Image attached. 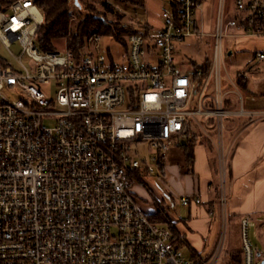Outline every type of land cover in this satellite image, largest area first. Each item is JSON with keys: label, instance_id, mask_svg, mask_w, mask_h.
<instances>
[{"label": "built area", "instance_id": "obj_1", "mask_svg": "<svg viewBox=\"0 0 264 264\" xmlns=\"http://www.w3.org/2000/svg\"><path fill=\"white\" fill-rule=\"evenodd\" d=\"M110 2L114 17L103 20L123 32L107 34L124 46L121 61L94 27L76 52L65 37L62 49L41 50V8L33 0H0V42L17 61L0 55V264H193L169 228L139 206L131 184L136 169L164 179L169 144L196 116L213 119L225 230L221 138L226 118L247 111L226 106L237 88L224 54L231 39L264 37V0H218L212 31L198 16L204 0H177L174 12L162 11L159 29L143 6ZM202 35L212 37L207 71L190 60L180 66L178 44ZM15 40L19 53L11 49ZM22 55L34 64H23ZM50 82L54 97L41 87ZM47 118L54 122L44 124ZM251 225L257 236L256 219L240 217L242 264H254ZM259 230L264 240V223ZM222 240L199 264H217Z\"/></svg>", "mask_w": 264, "mask_h": 264}, {"label": "crops", "instance_id": "obj_2", "mask_svg": "<svg viewBox=\"0 0 264 264\" xmlns=\"http://www.w3.org/2000/svg\"><path fill=\"white\" fill-rule=\"evenodd\" d=\"M238 40L240 43L236 48L244 56V65L235 72H240V84L237 82L238 76L234 75L237 93H227L226 106L236 108L240 104V108L247 113L229 116L225 120V143L229 152L225 208L228 215L234 216L233 219L247 214L256 221H264V59L255 57L256 52H264V39L242 37ZM232 50L233 47L228 51L232 53ZM230 88L227 83L226 89ZM203 144L194 146L191 170L186 171L185 168L177 178H170L173 183L170 188L180 204L181 195L200 197V203L191 201L182 204L187 207L185 216L173 213L172 216L178 219L177 229L188 243L203 257H207L212 252H205V248L214 217L221 226L222 220L218 197L215 203L210 204L212 181L216 177L215 157H207ZM211 241L216 243V238L212 236Z\"/></svg>", "mask_w": 264, "mask_h": 264}, {"label": "rangeland", "instance_id": "obj_3", "mask_svg": "<svg viewBox=\"0 0 264 264\" xmlns=\"http://www.w3.org/2000/svg\"><path fill=\"white\" fill-rule=\"evenodd\" d=\"M91 1L93 2V4L95 3L96 5H100L101 0H91ZM105 1L107 2L108 4L107 7L109 8L107 17L113 19L114 16L113 17L111 16V14L113 13V9H112L113 7L110 2L112 0H105ZM170 1L171 0H143V4H144L143 7L147 11L149 23L153 26L154 29L161 28L162 25L161 13L163 10H169ZM217 1L218 0H205L203 3L204 13L202 16L198 14L202 22L207 21L205 28L208 31H212L214 28L213 16L217 5ZM71 11H72V17L69 21V26L73 25L75 21H77V19L79 18V12L74 7H72ZM123 15L124 14L122 13H118L117 17L118 18L121 17L122 19ZM249 38L264 39V37H249ZM54 43L55 46L59 49H62L64 47V39H57ZM100 43L103 46V48L110 47L113 50V54L116 60L118 61L122 60V54L125 51V48L122 44L118 43L111 36H107V35L101 38ZM230 43L233 45L232 53L228 54L226 52L224 54V59L229 74L231 75V77H234L235 72L240 71V68H242L244 65V58H243L244 56H242L243 54H241V52L238 51L236 48V45L240 43V40L233 41L231 39ZM211 47H212V37L210 38L209 36H204V35L199 37H188L178 44L176 50V58L179 62H181L180 66L182 67H184V64L182 63L187 62L188 60L190 61L194 60L197 63H202L204 62L205 58L210 55ZM11 49L14 53L20 52V45L17 40L11 42ZM0 55L6 57L7 59H11L13 64H17V61L13 60L12 57H10L9 53L7 52V50L5 49L4 45L1 42H0ZM21 61L23 64L28 66H32L34 64L33 60L27 57L26 55L21 56ZM41 87L44 89V91H46L49 94L50 97H54L55 87L53 82H50L49 84L46 85H41ZM17 91L19 92V89H17ZM53 122L54 120L51 118H47L43 120L44 124H52ZM212 122L213 119L205 118L204 116H196L195 118H191L189 121V127L197 133L196 145L199 146L200 144L204 143L203 145H205L207 151L206 155L209 159L211 158L213 159L214 157H216V153H217L216 150L217 147L215 146V139L213 140L216 131L214 124ZM225 128H226V124L224 125L223 128L224 129L223 137L221 138L220 136V138L223 140L224 143L223 146L225 150L226 163L228 165L229 152L227 151L226 143H225L226 140ZM182 140L183 137L180 139H176L171 144H169L167 154L164 158V169H163L164 179H159L156 174L144 173L142 175V178L145 184L143 186H140L138 184L133 185V189L138 193V198H139L138 203L141 207L147 208L148 206L151 207L153 205V200L152 197L150 196V194L153 193L156 196L159 195L164 198L165 205L168 206V210L171 213L177 216L186 215L187 207L185 205L180 204V202L177 201L174 193L171 191L172 189L170 188L172 187L173 184L170 181V178L171 179L173 177L177 178L179 173L182 174L185 171V167L183 166V155L179 147V144L182 142ZM207 141H209L210 144L212 145L211 148L210 145L207 143ZM217 179H218V171H217ZM226 179H227V175H226ZM219 212L221 214L220 206H219ZM225 213L227 215L226 216L227 219L225 218L226 224H225L224 232L220 224V221L218 222L217 218L214 217L211 226V235L209 236L208 241H206V248H205V252H208L210 250L213 251L215 249L217 241L223 238L221 251H220V255H221L220 258L222 257V255L226 250L229 251L232 250L233 248H236L234 247L235 244L232 243L233 242L232 238L236 236V232L233 230V224L235 223L236 220L230 218L231 215L227 214L226 208H225ZM253 229L254 226L251 225L249 227V237L255 249L254 264H263V258L257 254V251L259 252V254H264V240L262 237L254 235L252 233ZM237 231L239 234L237 235L238 236L237 240L241 246L240 218H239V230ZM212 236L216 238V243H212L211 241ZM182 250L184 254L188 256V252H189L188 247L183 245Z\"/></svg>", "mask_w": 264, "mask_h": 264}, {"label": "trees", "instance_id": "obj_4", "mask_svg": "<svg viewBox=\"0 0 264 264\" xmlns=\"http://www.w3.org/2000/svg\"><path fill=\"white\" fill-rule=\"evenodd\" d=\"M42 10L43 20L37 30L36 39L41 50H53L56 48L55 41L57 39H62L66 37L67 47L73 52L78 51L87 35L89 29L94 27L99 33L103 35L114 34L116 38H120L123 33L116 23L107 24L103 19L107 18L109 8L107 7V2L105 0L100 1V5H96L91 0H78V4H75L73 0H33ZM126 3L133 5L143 6V0H121ZM205 1V0H204ZM177 0L170 1L169 11H175V5ZM174 5V6H173ZM72 7H74L79 12V18L75 23L69 26V21L72 17ZM1 61V58H0ZM210 62V56L206 57L204 62L197 63L191 60V64L195 66H200L204 71L207 70ZM238 84H240V76L237 79ZM197 143V133L188 128V133L183 136L182 142L179 147L183 154L184 165L186 171H190L192 164L194 162V146ZM207 143L212 145L209 141ZM216 170L213 185H212V197L210 204L215 203L216 198L219 194V185L217 179V163L216 157L214 158ZM228 167L226 168V175L228 177ZM145 173L144 170L136 169L132 173L133 182L131 184V193L137 203L139 202L138 193L133 189V185L138 184L143 186L144 180L142 175ZM150 196L153 200V205L151 207L143 208L140 207L149 215L150 219L154 222L161 223L169 228L172 233L174 243L182 248V246H187L189 249L188 257L193 264H199L205 257L201 255L196 249H194L186 240V238L179 232L176 226L178 219H174L172 213L168 210V206L165 205L164 198L161 196H156L151 193ZM148 197V195H147ZM139 204V203H138ZM232 216V215H231ZM230 218H233V216ZM233 224V230L236 232V236L232 238L235 244L232 250L225 251L222 257L218 259L217 264H242V255L240 252V244L237 240V235L239 230V219H235ZM237 222V223H236ZM264 221H257L256 228L258 230L257 236H261L260 227ZM237 243V245H236ZM221 256V255H220Z\"/></svg>", "mask_w": 264, "mask_h": 264}, {"label": "water", "instance_id": "obj_5", "mask_svg": "<svg viewBox=\"0 0 264 264\" xmlns=\"http://www.w3.org/2000/svg\"><path fill=\"white\" fill-rule=\"evenodd\" d=\"M75 4H78V0H73ZM230 53V51H228Z\"/></svg>", "mask_w": 264, "mask_h": 264}]
</instances>
